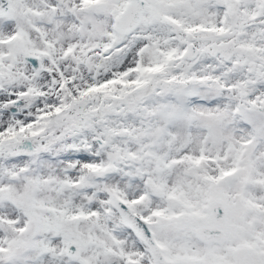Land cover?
<instances>
[{"label":"snow or ice","instance_id":"6c2138e0","mask_svg":"<svg viewBox=\"0 0 264 264\" xmlns=\"http://www.w3.org/2000/svg\"><path fill=\"white\" fill-rule=\"evenodd\" d=\"M0 264H264V0H0Z\"/></svg>","mask_w":264,"mask_h":264}]
</instances>
